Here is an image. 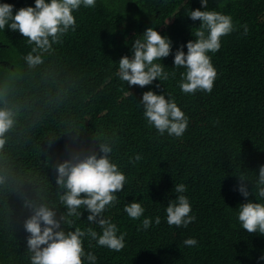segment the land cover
<instances>
[{
  "label": "trees",
  "instance_id": "16d2710c",
  "mask_svg": "<svg viewBox=\"0 0 264 264\" xmlns=\"http://www.w3.org/2000/svg\"><path fill=\"white\" fill-rule=\"evenodd\" d=\"M0 2L12 4L14 13L34 6V0ZM190 7L201 8L200 0H97L75 13V31L34 66L24 59L30 46L22 34L0 30V107L11 109L15 119L0 145V264H30L23 225L31 213L24 199L65 212L55 165L68 155L66 148L98 150L109 137L127 183L106 215L127 235L119 252L93 246L97 264H264L258 260L264 236L240 228L235 208L244 198L234 190L239 175L251 189L264 165V0H209L207 8L231 15L236 27L210 53L217 70L212 91L194 95L181 93L183 68H172L175 50L194 39L200 25L185 15ZM151 26L173 42L162 61L169 79L159 88L157 80L127 89L114 62L130 55L134 36ZM149 88L171 93L189 117L182 137L147 126L137 102ZM135 154L141 159L130 163ZM174 183L187 186L196 216L186 228L165 219ZM134 197L145 216L159 215L161 223L138 231L140 220L123 212ZM76 226L87 223L77 220ZM188 237L198 244L184 246Z\"/></svg>",
  "mask_w": 264,
  "mask_h": 264
},
{
  "label": "clouds",
  "instance_id": "9594fccd",
  "mask_svg": "<svg viewBox=\"0 0 264 264\" xmlns=\"http://www.w3.org/2000/svg\"><path fill=\"white\" fill-rule=\"evenodd\" d=\"M96 3L97 0H34V6L21 7L14 13L12 4L0 2V30L7 28L22 34L30 46L24 59L34 66L41 63L43 54L52 51L66 34L75 31V13L81 7L93 8ZM208 3L209 0H200L201 8L184 10L192 21H200L199 27H195L194 33L192 31L194 39L180 45L173 56L172 68H183L177 85L186 95L212 91L217 70L210 53H216L222 46L221 38L236 27L231 15L208 9ZM157 28L147 27L143 33L136 34L130 42L131 54L114 62L118 64L115 75L126 82L127 89L131 86L144 88L157 80L160 83L155 87L159 88L162 81L169 79L170 74L165 71L167 67L162 61L172 54L173 42ZM137 103L143 109L147 126L159 135L183 136L189 117L171 93H157L149 88ZM14 123V112L0 107V145L5 142L4 134ZM66 150L68 155L58 159L55 165L56 184L61 189L59 201L65 212L58 215L55 208L46 203L24 199L23 206L31 213L23 225L29 234L30 264H97L98 258L91 250L93 246L116 252L125 247L126 232L106 215L118 202V194L125 190L127 183L125 173L113 160L114 142L111 137L100 142L98 150L80 145L68 146ZM140 159L141 156L135 154L134 158L129 157V162ZM236 178L239 183L234 190L244 200L235 208V218L247 233L264 236V165L259 166L251 189L243 175ZM186 191L184 183H174L172 192L175 199L168 200L164 209L170 226L186 228L196 220V216L190 214L192 207ZM85 212L87 218L83 220ZM123 212L132 220H140L138 231H147L153 224L161 223L159 215L145 216L141 200L135 197L123 205ZM77 220L85 221L87 227L76 226ZM197 244L195 237L183 240L187 247ZM258 260L264 261V254Z\"/></svg>",
  "mask_w": 264,
  "mask_h": 264
}]
</instances>
